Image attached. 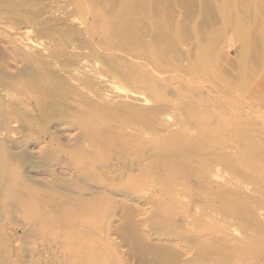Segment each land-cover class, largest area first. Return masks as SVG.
Here are the masks:
<instances>
[{
    "label": "rangeland",
    "instance_id": "rangeland-1",
    "mask_svg": "<svg viewBox=\"0 0 264 264\" xmlns=\"http://www.w3.org/2000/svg\"><path fill=\"white\" fill-rule=\"evenodd\" d=\"M134 1L0 0V264H264V0Z\"/></svg>",
    "mask_w": 264,
    "mask_h": 264
},
{
    "label": "bare ground",
    "instance_id": "bare-ground-1",
    "mask_svg": "<svg viewBox=\"0 0 264 264\" xmlns=\"http://www.w3.org/2000/svg\"><path fill=\"white\" fill-rule=\"evenodd\" d=\"M85 1H86V0H85ZM124 1H125V0H124ZM135 1H136V0H135ZM135 1H134V2H135ZM138 1L140 2V0H138ZM138 1H137V4H138ZM224 1H226V0H224ZM229 1H230V0H229ZM12 2H13V1H12ZM132 2H133V0H132ZM141 2H142V0H141ZM230 2H231V1H230ZM5 3H6V1H5ZM9 3H10V1H9ZM228 3H229V2H228ZM3 4H4V3H3ZM122 4H123V3H122ZM128 4H130V3H128ZM142 4H145V1H144V3H142ZM20 5H21V3H20ZM124 5H126V4H124ZM223 5H224V2H223ZM223 5H222V6H223ZM228 5H230V4H228ZM16 6H17V5H16ZM135 6H136V5L134 4V7H135ZM229 7H230V6H229ZM22 8H24V7H22ZM121 8H122V7H121ZM121 8H119V9H121ZM126 8H127V7H126ZM17 9H18V8H17ZM123 9H125V8H123ZM229 9H230V8H229ZM231 9H232V8H231ZM11 10H12V9H11ZM14 10H16V9H14ZM22 10H23V9H22ZM114 10H116V8H115ZM121 10H122V9H121ZM121 10H119V14H121V13H120ZM130 10H133V9L130 7ZM7 11H8V10H7ZM122 11H123V10H122ZM8 12H9V11H8ZM11 12H12V11H11ZM15 12H17V11H15ZM15 12H14V13H15ZM18 12H19V11H18ZM24 12H25V11H24ZM27 12H28V11H27ZM126 12H127V10H126ZM131 12H132V11H131ZM113 13H114V11H113ZM124 13H125V11H124ZM224 13H225V12H224ZM226 13H228V12H226ZM226 13H225L224 15H226ZM233 13H234V12H232V14H233ZM17 14H19V13H17ZM22 14H24V13L22 12ZM95 14H96V13H95ZM122 14H123V13H122ZM122 14H121V15H122ZM130 14H131V13H130ZM228 14H229V13H228ZM228 14H227L226 18H228ZM24 15H26V14H24ZM115 15H116V14H115ZM121 15H120V16H121ZM123 15H124V14H123ZM125 15H126V14H125ZM125 15H124V16H125ZM132 15H133V13H132ZM132 15H131V16H132ZM27 16H28V15H27ZM96 16H97V15H96ZM117 16H119V15L117 14ZM120 16H119L120 21H121V19L124 20V18H123V17L120 18ZM127 16H128V15H127ZM233 16H234V14L232 15V17H233ZM36 17H37V16H36ZM115 17H116V16H115ZM224 17H225V16H224ZM230 17H231V13H230ZM235 17H236V16H235ZM28 18H29V17H28ZM32 18H33V17H32ZM34 18H35V17H34ZM131 18H132V17H131ZM114 19H115V18H114ZM116 19L118 20L117 17H116ZM116 19H115V20H116ZM35 20H36V19H35ZM111 20H112V19H111ZM125 20H126V19H125ZM128 20H130V19H128ZM128 20H127V21H128ZM132 20H133V19H132ZM132 20H131V21H132ZM233 20H235L234 17H233ZM118 21H119V20H118ZM118 21H117V23H118ZM120 21H119V23H120ZM131 21H130V22H131ZM225 21H228V19L225 20ZM225 21H224V22H225ZM104 22H105V20H104ZM122 22H125V21H122ZM130 22H126V25H125V23H124V25H125V26H128L127 23H130ZM228 22H230V20H229ZM240 22H241V24H243V22H242L241 20H240ZM31 23H32V22H31ZM102 23H103V22H102ZM110 23H111V22H110ZM225 23H226V22H225ZM238 23H239V22H238ZM238 23H237V24H238ZM113 24H114V23H113ZM226 24H227V23H226ZM241 24H240V26H242ZM110 25H111V24H110ZM118 25H119V24H118ZM246 25H247V24H246ZM116 26H117V25H116ZM227 26H228V24H227ZM237 26H238V25H237ZM237 26H234V27L237 28L236 31H238V29H239V27H240V26H238V27H237ZM104 27H106V25H104ZM111 27H112V26H111ZM121 27H122V26H121ZM130 27H131V26H130ZM245 27H246V26H245ZM245 27H242V28H245ZM123 28H124V27H123ZM127 28H128V27H127ZM131 28H132V27H131ZM240 28H241V27H240ZM242 28H241V29H242ZM124 29H126V27H125ZM128 29H130V28H128ZM222 29H223V28H222ZM234 29H235V28H234ZM241 29H239V30H240L239 32H241ZM245 29H246V28H245ZM223 30H224V29H223ZM242 30H243V29H242ZM246 30L249 31V28L246 29ZM108 31H109V30H108ZM126 31H127V30H126ZM243 31H244V30H243ZM109 32H110V31H109ZM244 32H245V31H244ZM128 33H130V32H128ZM242 33H243V32H241V34H242ZM246 33H247V31H246ZM111 34H112V33H111ZM123 34H124V33H123ZM215 34H217V33H215ZM220 34H221V33H220ZM223 34H224V33H223ZM223 34H222V35H223ZM241 34L239 33V35H241ZM243 34H244V36H245V35H248V34H245V33H243ZM109 35H110V33H109ZM128 35H130V34H128ZM249 35H250V34H249ZM124 36H127V35H124ZM218 36H219V35L217 34V37H218ZM237 36H238V35H237ZM241 36H242V35H241ZM111 37H112V36H111ZM122 37H123V36H122ZM127 37H128V36H127ZM212 37H214V36H212ZM245 37H247V36H245ZM245 37L242 36V38H245ZM125 38H126V37H125ZM235 38H236V37H235ZM119 39H121V38H118L117 40H119ZM123 39H124V38H123ZM127 39H128V38H127ZM240 40H241V39H240ZM244 40H247V39H244ZM250 40H251V37H250ZM122 41H123V40H122ZM122 41H120V42H122ZM125 41H126V39H125ZM125 41H124V42H125ZM248 41H249V39H248ZM242 42H243V41H242ZM245 42H246L247 46H249V45H248L249 43H247V41H245ZM250 42H251V41H250ZM115 43H116V42H115ZM119 44H120V43H119ZM122 44H123V43H122ZM206 45H207V44H206ZM126 46H127V45H126ZM241 46H242L241 49H243L244 46H243L242 44H241ZM247 46H246V47H247ZM130 47H131V46H130ZM203 47H204V46H203ZM246 47H245V48H246ZM201 49H204V48H201ZM201 49H200V52L202 51ZM205 49H206V46H205ZM205 49H204V50H205ZM246 49H247V48H246ZM248 49H249V48H248ZM241 51H242V50H241ZM51 52H52V51H51ZM202 52H203V51H202ZM208 52H209V53H208ZM244 52H245V51H244ZM244 52H242L241 55H242ZM246 52H248V50H246ZM59 53H60V52H59ZM196 53H198V52H196ZM203 53H204V52H203ZM210 53H211L210 51H207V54H208V55L206 56L207 58H208V56L210 55ZM213 53H215V52H213ZM53 54H54V52H53ZM57 54H58V53H57ZM200 54H202V53H200ZM215 54H216V53H215ZM245 54H246V53H245ZM245 54H244V55H245ZM26 55H27V54H26ZM61 55H62V53H61ZM202 55H203V54H202ZM204 55H205V53H204ZM27 56H28V55H27ZM36 56H37V55H36ZM36 56H35V57H36ZM43 56H44V55H43ZM57 56H58V55H56V57H57ZM197 56H198V55H197ZM210 56H211V58L216 57V56H214V55H213V57H212V55H210ZM210 56H209V57H210ZM30 57H31V56H30ZM33 57H34V56H33ZM35 57H34V58H35ZM38 57H39V56H38ZM38 57H37V58H38ZM59 57H60V56H59ZM65 57H67V56H65ZM200 57H201V55H200ZM202 57H203V56H202ZM202 57H201V58H202ZM244 57H245V56H244ZM25 58H26V57H25ZM27 58H29V57H27ZM37 58H36V59H37ZM41 58H42V57H41ZM41 58H39V59H41ZM50 58H51V57H50ZM53 58H54V57H53ZM53 58H51V59L54 60ZM61 58H62V57H61ZM197 58H199V57H197ZM241 58H243V56H241ZM246 58H247V56H246ZM246 58H244V59H246ZM31 59L33 60V58H31ZM36 59L34 60L35 62H36ZM42 59H43V58H42ZM42 59H41V60H42ZM44 59H45V56H44ZM44 59H43L42 61H44ZM56 59H57V58H56ZM66 59H67V58H66ZM199 59H200V58H199ZM214 59H216V58H214ZM244 59H243V60H244ZM26 60H28V59H26ZM29 60H30V58H29ZM29 60H28V61H29ZM41 60H40V61H41ZM48 60H49V58H48ZM61 60H62V59H61ZM195 60H196V58H195ZM195 60H194V61H195ZM201 60H202V59H201ZM204 60H205V58H204ZM211 60H212V59H210V61H211ZM240 60H241V59H240ZM30 61H31V60H30ZM34 61H33L34 64L37 63L38 65H40V64L38 63V62H39L38 60H37L36 63H35ZM46 61H47V60H46ZM63 61H64V60H63ZM197 61H198V60H197ZM205 61H207V62H205ZM205 61H204V63L207 64L208 61H209V59H208V60H205ZM210 61H209V62H210ZM212 61H213V60H212ZM212 61H211V63H214V61H213V62H212ZM241 61H242V60H241ZM53 62H54V61H53ZM112 62H113V61H112ZM243 62H244V61H242V63H243ZM40 63H42V62H40ZM195 63H196V62H195ZM199 63H200V61H199ZM215 63H216V62H215ZM215 63H214V64H215ZM25 64H28V66H30L29 63H26V62H25ZM30 64H32V63H30ZM37 64H36V65H37ZM43 64H44V62H43ZM43 64H42V65H43ZM47 64H50V62H49V63L47 62ZM47 64H45L46 67L49 66V65H47ZM208 64H209V63H208ZM245 64H246V63H245ZM245 64H242V65H245ZM201 65H203V68H204V69L206 68V67L204 66L203 63L198 64V66H199L198 68H200ZM211 65H212V64H211ZM211 65H208V66L210 67ZM26 66H27V65H26ZM31 66H32V65H31ZM31 66H30V67H31ZM33 66L35 67V65H33ZM195 66H196V67H194V68H197V63L195 64ZM206 66H207V65H206ZM240 66H241V65H240ZM24 67H25V65H24ZM24 67H23V68H24ZM30 67H29V68H30ZM40 67L42 68L41 65H40ZM43 67H44V66H43ZM46 67H45V69H46ZM211 67H213V66H211ZM211 67L208 68V69L211 70V69H212ZM25 68H26V67H25ZM25 68H24V71H23V69H22V70H20V72H21V73L24 72V75L26 74L27 76H30L31 79L33 78V80H25V81L27 82V85H29V83H30V82H28V81H34V82H35V81H38L36 78L40 77V75H42V74L39 73V75H38L34 70L29 69V68H28V69H25ZM31 68H32V67H31ZM38 68H39V67H38ZM41 68L38 69V70L40 71ZM47 68L49 69V67H47ZM130 68H131V67H130ZM242 68H244V67H242ZM242 68H240V69L242 70ZM34 69H35V68H34ZM42 69H43V68H42ZM48 69H47V70H48ZM206 69H207V68H206ZM208 69H207V70H208ZM215 69H216V68H215ZM36 70H37V69H36ZM43 70H44V69H43ZM43 70H42L41 72H43ZM47 70H46V71H47ZM50 70L52 71V69H50ZM201 70H203V69H201ZM207 70H206V71H207ZM39 71H38V72H39ZM46 71L44 70V72H46ZM53 71H54V70H53ZM134 71H136V70H134ZM198 71H200V70H198ZM204 71H205V70H204ZM204 71H203V72H204ZM54 72H56V71H54ZM200 72H201V71H200ZM242 72H243V70H242ZM47 73H48V72H47ZM52 73H53V72H52ZM249 73H250V72H249ZM16 74H17V73H16ZM18 74H19V73H18ZM45 74H46V73H45ZM45 74H44L43 76H45ZM49 74H51V73L49 72ZM49 74H48V75H49ZM55 74H57V73H55ZM203 74H204V73H203ZM209 74H210V73H209ZM24 75H23V73H22V75H21V76H23V79H22L21 76H20V79H22V82H25V81H24V78H25L26 76L24 77ZM145 75H146V72H145ZM248 75H249V74H248ZM9 76H10V75H9ZM9 76H8V77H9ZM43 76H42V77H43ZM49 76H50V75H49ZM49 76H48V77H49ZM51 76H52V75H51ZM208 76H209V75H208ZM208 76H207V77H208ZM13 77H14V76H13ZM15 77H16V76H15ZM15 77H14V78H15ZM18 77H19V76H17V78H18ZM34 77H35L36 80H34ZM46 77H47V75H46ZM59 77H60V76H58V80H59ZM243 77H244V76H243ZM40 78H41V77H40ZM40 78H39V79H40ZM54 78L57 79V77H55V76H54ZM248 78H249V77H248ZM248 78H247V79H248ZM8 79H9V78H8ZM11 79H12V78H10V80H11ZM20 79H17V80H20ZM25 79H28V78L26 77ZM29 79H30V78H29ZM44 79H45V78H43V80H44ZM244 79H245V78H244ZM244 79H243V82H245ZM14 80H15V79H14ZM41 80H42V78H41ZM45 80H46V79H45ZM53 80H54V79H53ZM58 80H57V81H58ZM62 80H63V79H62ZM62 80H61V81H62ZM245 80H246V79H245ZM248 80H249V82H250V79H248ZM11 81H13V80H11ZM48 81H49V80H48ZM48 81L46 80V82H48ZM51 81H52V78H51L50 82H51ZM54 81L56 82V80H54ZM59 81H60V80H59ZM61 81H60V82H61ZM14 82L17 83V81H14ZM22 82H21V83H22ZM34 82H33V83H34ZM39 82H40V81H39ZM243 82H241V83H243ZM246 82H248V81L246 80ZM246 82H245V84H246ZM249 82H248V83H249ZM43 83H44V81H43ZM53 83H54V82H53ZM57 83H58V82H56L55 84H57ZM23 84H25V83H23ZM30 84H31V83H30ZM35 84H39V83H35ZM35 84H34V85H35ZM50 84H52V83H50ZM55 84H54V85H55ZM243 84H244V83H243ZM243 84H242V85L239 84V86H241V87L244 86V87H245V85H243ZM250 84H251V82H250ZM39 85H40V84H39ZM54 85H52V86H50V87L53 88ZM18 86H19V85H18ZM35 86H37V87H35ZM35 86H34V87H35L36 89H39L38 85H35ZM23 87H24V86H23ZM29 87H30V85H29ZM34 87H33V88H34ZM57 87H58V86H57ZM57 87H56V88H57ZM223 87H224V86H223ZM246 87H247V86H246ZM60 88H61V87L59 86L58 89H60ZM238 88L241 89L240 87H238ZM31 89H32V88H31ZM36 89L34 90V92L36 91ZM45 89L51 90L50 88H48V85H47V88H45ZM243 89H245V88H243ZM243 89H241V90H243ZM39 90H40V89H39ZM48 90H47V91H48ZM43 91H44V90H43ZM43 91H42V92H43ZM55 91H57V90L54 89V92H55ZM243 91H244V90H243ZM37 92H38V91H37ZM39 92H41V91H39ZM42 92H41V93H42ZM54 92H53V94H54ZM32 93H33V92H32ZM44 93H45V92H44ZM47 93H49V91H48ZM45 94H46V93H45ZM57 94H58V93L56 92V95H57ZM41 95H43V94H41ZM48 95H51V94H47V96H48ZM54 95H55V94H54ZM54 95H52V96H54ZM52 96H50V97L52 98ZM34 97H35V96H34ZM38 97L41 99L43 96H38ZM39 98H38V100H39ZM46 98L48 99L49 97H46ZM39 101H40V100H39ZM38 104H39V103H38ZM40 105H43V103L40 104ZM62 105H63V104H62ZM39 107H40V106H39ZM42 108H43V107H42ZM99 108H100V107H99ZM43 110H44V109H43ZM99 110H100V109H99ZM101 110H102V109H101ZM103 110H104V109H103ZM40 111H41V110H40ZM40 111H39V112H40ZM100 112H101V111H100ZM41 113H42V111H41ZM1 114H2V113H1ZM41 115H42V114H41ZM29 122H30V121H29ZM31 123H32V122H31ZM36 124H37V123H36ZM31 125H32V124H31ZM0 126H2V125H0ZM39 128H40V127H39ZM39 128H38V131H39ZM1 144H2V143H1ZM199 148H200V147H199ZM3 149H4V148H3ZM253 152H254V151H253ZM1 155H2V153H1ZM4 155H5V154H4ZM4 155H3L2 157H5ZM25 155H26V154H25ZM25 155H22V156H25ZM25 157H26V156H25ZM27 157H28V156H27ZM27 157H26V158H27ZM29 157H30V156H29ZM29 157H28L27 160H30ZM5 158L7 159V156H6ZM26 158H23V159H26ZM0 159H2V158H0ZM23 159H22V160H23ZM4 161H5V160H3L2 162H4ZM30 161H31V160H30ZM24 162H25V160H24ZM26 162H27V161H26ZM31 162H32V161H31ZM31 162H30V163H31ZM251 162H252V161H251ZM5 163H6V162H5ZM7 163H8V162H7ZM0 164H1V161H0ZM3 164H4V163H3ZM28 164H29V163H28ZM1 165H2V164H1ZM5 165H7V164H5ZM261 165H262V164H261ZM3 167H4V165H3ZM259 167H260V166H259ZM262 167H264V165H262ZM262 167L259 168L261 171H262V169H261ZM0 168H1V167H0ZM4 168H5V167H4ZM4 168H3V169H4ZM7 168H8V165H7ZM3 169H2V171H0V172H2V173H0V174H4V173H3V172H4ZM5 169H6V168H5ZM5 169H4V170H5ZM9 169H10V168H9ZM7 170H8V169H7ZM7 170H6V171H7ZM11 170H13V169H11ZM15 170H17V169L15 168ZM9 171H10V170H9ZM19 171H21V170H19ZM19 171H18V172H19ZM11 172H12V171H11ZM18 172L15 171L13 174L17 177L18 174L20 175V173H18ZM263 172H264V171H263ZM263 172H262V173H263ZM8 173H9V172H8ZM17 173H18V174H17ZM262 173L260 172V174H262ZM13 174H10V176L13 175ZM16 174H17V175H16ZM22 174H23V172H22ZM263 174H264V173H263ZM263 174H262V175H263ZM14 175H13V176H14ZM19 175H18V176H19ZM5 176H7V173H6V172H5ZM13 176H12V177H13ZM20 176H21V175H20ZM3 177H4V176H3ZM16 177H14V178H11V177H10V178H11L12 180H15ZM21 177H23V175H22ZM0 178H2V177H0ZM17 178H18V179H16V180H19V179H20V180L22 181V183L24 184L25 181L23 182L22 179H23V178L25 179V178H27V177H26L25 174H24V177H23L22 179L19 178V177H17ZM4 179H6V178L4 177ZM11 179H9V177H8V178L5 180V182H6V183H9V185H10V184H11ZM27 179H28V178H27ZM27 179H26V180H27ZM20 180H19V181H20ZM28 180H30V179H28ZM1 181H2V180H1ZM30 181H31V180H30ZM30 181H27V183H30ZM3 182H4V181H3ZM14 182H16V181H14ZM0 183H2V182H0ZM20 183H21V182H20ZM20 183H19V184H20ZM31 183H32V181H31ZM33 183H34V181H33ZM40 183H41V182H40ZM2 184H3V183H2ZM0 185H1V184H0ZM3 185L6 186L7 184L4 183ZM13 185H14V183H13ZM13 185H12V186H8V185H7V186L10 188V187H14V186L17 185V184L15 183V185H14V186H13ZM20 185L22 186V184H20ZM24 185H25L24 187L27 188L28 185L26 186V183H25ZM34 185H35V184H34ZM38 186H39V185H38ZM15 187H16V186H15ZM18 187H20V186H17V188H18ZM24 187H22V190H24L23 192L27 191V189L29 190V187L32 188V187H33V184H32V187H31V186H28L27 189H25ZM34 187H35V186H34ZM40 187H41V185H40ZM44 187H46V186H44ZM44 187H43V188H44ZM3 188H4V187H2V189H3ZM36 188H37V186H36ZM43 188H42V189H43ZM0 189H1V187H0ZM5 189H6V188H4V190H5ZM12 189H14V190H12ZM12 189H10V190L14 192V191H15V188H12ZM42 189H41V190H42ZM46 189H48V188L46 187ZM49 189H50V190H51V189H52V190L55 189V191H57L56 188H49ZM4 190H3V191H4ZM10 190L8 189L9 192H10ZM33 190H34V188H33ZM37 190H38V188H37L35 191H36L37 193L39 192V196H40V192H41V191H39V190L37 191ZM44 190H45V188H44ZM52 190H51V191H52ZM29 191H30V190H29ZM29 191H28V192H29ZM35 191H34L33 193L36 195ZM47 191H48V190H47ZM65 191H66V190H65ZM0 192H1V194L5 193V192L2 193V191H0ZM18 192H19V191H18ZM20 192H21V190H20ZM23 192H21V193H23ZM28 192L26 193V196H27ZM43 192H46V191H43ZM57 192H59V191H57ZM57 192H56V193H57ZM66 192H67V191H66ZM7 193H8V192H7ZM14 193H15V192H14ZM21 193H20V194H21ZM30 193H31V191L29 192V194H30ZM33 193H32V194H33ZM48 193L50 194V192H48ZM53 193H54V192H53ZM1 194H0V197L2 196ZM16 194H17V193H16ZM18 194H19V193H18ZM18 194H17V195H18ZM23 194H24V193H23ZM29 194H28V195H29ZM61 194H62V193H61ZM67 194H68V193H67ZM41 195H42V193H41ZM47 195H48V194H47ZM51 195H52V194H51ZM54 195H56V194H54ZM59 195H60V194H59ZM64 195H65L64 197L67 198L66 194H64ZM68 195L70 196V194H68ZM4 196H6V194H5ZM4 196H2V197H4ZM9 196H10V195L8 194V197H9ZM14 196H15V195H14ZM26 196L23 197V198L26 199ZM29 196L32 197V195H29ZM39 196H38V197H39ZM43 196H44V195H43ZM60 196H61V195H60ZM2 197H1V198H2ZM6 197H7V196H6ZM11 197H13V196H11ZM34 197H35V196H34ZM44 197H45V196H44ZM44 197H43V198H44ZM53 197H55V196L52 195V199H53ZM70 197H71V196H70ZM27 198H28V196H27ZM32 198H33V197H32ZM32 198H31V199H32ZM35 198H37V196H36ZM43 198H42V199H43ZM47 198H49V197H47ZM47 198H46V199H47ZM50 198H51V197H50ZM59 198H60V197H59ZM6 199H8V198H6ZM6 199H4V200H6ZM29 199H30V197H29ZM29 199H27L26 201H28ZM37 199H38V198H37ZM42 199H41V200H42ZM57 199H58V196H57ZM63 199H64V198H63ZM67 199H68V198H67ZM2 200H3V198H2ZM2 200H1V201H2ZM9 200H10V199H9ZM17 200H18V198H17ZM21 200H22V199H21ZM21 200H20V201H21ZM41 200H40V201H41ZM44 200H45V199H44ZM49 200H50V199H49ZM53 200H54V199H53ZM53 200H50V201H53ZM72 200H73V199H72ZM20 201H16V203H17V202H20ZM26 201L24 200V202H26ZM29 201H31V200H29ZM33 201L35 202L36 200H33ZM33 201H31V204H32ZM56 201H57V200H56ZM56 201H55V202H56ZM76 201H77V200H76ZM2 202H3V201H2ZM6 202H8V201L6 200ZM10 202H13V201L10 200L8 203H10ZM41 202H43V201H41ZM46 202H48V200H47ZM53 202H54V201H53ZM53 202H51V203H53ZM58 202H59V201H58ZM62 202H63V200H62L60 203H62ZM64 202H66V199H64ZM26 203H27V202H26ZM38 203H39V202H38ZM60 203H59V204H60ZM72 203H73V202H72ZM1 204H2V203H1ZM1 204H0V205H1ZM4 204H7V203H5V201H4V203H3L2 205H4ZM10 204H11V203H10ZM18 204H19V203H18ZM33 204H34V206L36 205L35 203H33ZM40 204H41V203H40ZM45 204H46V203H45ZM65 204H66V203H65ZM67 204H70V203H67ZM8 205H9V204H8ZM12 205H14V203H13ZM15 205H17V204H15ZM57 205H58V203H57ZM57 205H56V206H57ZM73 205H74V204H73ZM4 206H5V205H4ZM36 206H37V205H36ZM36 206H35V208L37 209ZM39 206L41 207L42 205H39ZM48 206H50V205H48ZM48 206H46L47 209H48V208L50 209L51 207H48ZM58 206H61V205H58ZM58 206H57V208H58ZM63 206H65V205L63 204ZM66 206H67V205H66ZM70 206H72V205H69L68 207H70ZM74 206H75V205H74ZM74 206H73V208H74ZM6 207H7V206H6ZM6 207H5V208H6ZM28 207H29V206H28ZM40 207H38V208H40ZM46 207H45V208H46ZM52 207H54V206H52ZM68 207H67V208H68ZM31 208H33V207H31ZM41 208H44V206L41 207ZM64 208H65V207H64ZM0 209H2V206L0 207ZM6 209H7V208H6ZM58 209H61V208H58ZM58 209H56V210L58 211ZM2 210H3V209H2ZM2 210H1V211H2ZM43 210H44V209H43ZM51 210H52V209H51ZM51 210H49V211H50V212H53V211H51ZM61 210H63V209H61ZM66 210H67V209H66ZM69 210H70V208H69ZM5 211H6V210H5ZM30 211H31V210H30ZM44 211H45V210H44ZM54 211H55V210H54ZM26 212H27V211H26ZM45 212H46V211H45ZM47 212H48V211H47ZM62 212H64V210H63ZM31 213H32V211L30 212V214H31ZM33 213H34V212H33ZM36 213H37V212H36ZM53 213H54V212H53ZM55 213H56V212H55ZM58 213H61V211L58 212ZM58 213H57V214H58ZM67 213H68V212H66V214H67ZM69 213H70V211H69ZM38 214H39V213H38ZM40 214H41V213H40ZM42 214L44 215V213H42ZM47 214H48V213H47ZM51 214H52V213H51ZM51 214L49 213V215H51ZM57 214H53V215H54V216H55V215L58 216L59 214H58V215H57ZM63 214H65V213H63ZM26 215H27V214H26ZM32 215H33V214H32ZM43 215H41V217H43ZM35 216L37 217V215H35ZM44 216H46V213H45ZM54 216H52V217L55 218L56 216H55V217H54ZM66 216H67V215H66ZM38 217H40V215H38ZM41 217H40V218H41ZM48 217L50 218V219H48V220L50 221V220L52 219V217H51V216H48ZM63 217H64V215H63ZM63 217H62V219H63ZM40 218H39V219H40ZM66 218H67V217H66ZM30 219H31V218H30ZM32 219H33V218H32ZM35 219H36V218L34 217L33 220H35ZM43 219H44V218H43ZM55 219H56V218H55ZM58 219H60V220H56V221H59V222H60V221H61V216H60V218H59V216H58ZM26 220H27V219H26ZM41 220H42V219H41ZM41 220H39V221H41ZM36 221H37V220H36ZM45 221H47V220H45ZM49 221H47V222H49ZM64 221H65V219H64ZM66 221H67V220H66ZM29 222H30V221H29ZM43 222H44V221H43ZM52 222H53V220H52ZM50 223H51V222H50ZM50 223H49V224H50ZM55 223H56V222H55ZM60 223H61V222H60ZM35 224L39 226V224H37V222H36ZM53 224H54V223H53ZM63 224H64V223H63ZM63 224H60V227L63 226ZM54 225H55V224H54ZM58 225H59V224H58ZM64 225H66V224H64ZM68 225H69V224H68ZM68 225H66V227H68ZM29 226H30V225H29ZM34 227H35V226H34ZM63 227H64V226H63ZM66 227H65V228H66ZM46 228H47V227H46ZM68 229H69V228H68ZM66 230H67V229H66ZM45 231L47 232V229H46ZM53 232H54V231H53ZM48 233H49V232H48ZM15 234H16V232H15ZM0 235H1V234H0ZM40 235H41V234H40ZM4 238H5V237H4ZM2 239H3V238H2ZM8 240H10V239H8ZM1 242H2V241H1ZM11 242H12V241H11ZM3 243H5V242H3ZM1 246H2V245H1ZM14 249H15V248H14ZM4 250H5V249H4ZM4 250L2 249V251H4ZM6 250H7V247H6ZM6 250H5V251H6ZM9 250H10V249H9ZM10 252H11V251H9V253H10ZM13 252H14V251H13ZM3 253H4V252H3ZM5 253H7V252H5ZM7 254H8V253H7ZM10 254H11V253H10ZM26 254H27V253H26ZM5 255H6V254H5ZM2 256H4V255H2ZM19 257H20V256H19ZM0 258H1V257H0ZM4 258H5V257H4ZM4 258H3V260H4ZM6 259H8V257H7ZM6 259H5V261H6ZM69 259H70V258H69ZM3 260H2V261H3ZM10 260H11V259H10ZM2 261H1V263H3ZM70 261H71V260H70ZM8 262L10 263V261H8ZM71 262H72V261H71ZM6 263H7V262H6ZM67 263H68V262H67Z\"/></svg>",
    "mask_w": 264,
    "mask_h": 264
}]
</instances>
